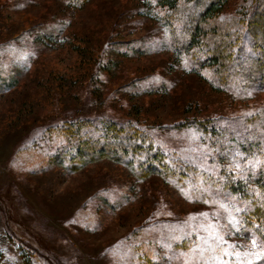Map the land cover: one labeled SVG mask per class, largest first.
Wrapping results in <instances>:
<instances>
[{
    "label": "rangeland",
    "instance_id": "obj_1",
    "mask_svg": "<svg viewBox=\"0 0 264 264\" xmlns=\"http://www.w3.org/2000/svg\"><path fill=\"white\" fill-rule=\"evenodd\" d=\"M166 13L156 0H0V264H141L150 249L154 264H264V243L239 232L206 178L169 181L143 158L77 159L78 141H63L80 125L92 141L111 121L188 170L233 166L201 125L236 134L235 121L264 120V87L220 90Z\"/></svg>",
    "mask_w": 264,
    "mask_h": 264
},
{
    "label": "trees",
    "instance_id": "obj_2",
    "mask_svg": "<svg viewBox=\"0 0 264 264\" xmlns=\"http://www.w3.org/2000/svg\"><path fill=\"white\" fill-rule=\"evenodd\" d=\"M156 1L168 12L165 19L170 30L174 34L180 32L184 37L181 51L197 60L199 69H213L219 75L214 82L220 90L241 96L248 95L257 86L264 87V0H244L236 17L222 15L229 0ZM223 78L226 80L223 81ZM253 121H235V126H238L236 134L228 130L222 134L209 123L201 125L202 130H210L219 137L217 148L220 157L227 156L235 162L232 167L221 168L219 174L215 172L214 178L208 167L198 169L195 166L191 171V165L190 170L184 168V163L165 150H156L154 153L152 146L145 147L155 141L141 129L126 134L122 125L111 121L99 122L92 132L96 137L100 134V139H95L91 132H87L92 141L87 136L82 140L80 133L90 127L83 125L77 128L76 133L71 130L70 135L65 133L62 138L69 146L78 141L75 146L77 159L92 157L95 160L110 156L121 162L124 161L120 158L122 155L123 159L131 157L132 161L138 163L143 158L150 165L146 171L162 175L169 181L193 184L197 177L206 178L217 190L218 197H213L227 204L231 211L234 210L232 213L239 232H246L251 240L264 243V167L258 168L255 164L264 162V133L261 131L264 120ZM240 139L244 143L242 146L239 145ZM214 145L216 142L212 144L215 148ZM108 148L111 149L108 151ZM217 148L212 151L215 152L213 156L218 157ZM243 155L247 158L241 160ZM237 166L241 167V172L234 171ZM149 253L151 258L148 260L143 255L139 259L141 264L155 263L153 259L158 257V252L150 249Z\"/></svg>",
    "mask_w": 264,
    "mask_h": 264
}]
</instances>
